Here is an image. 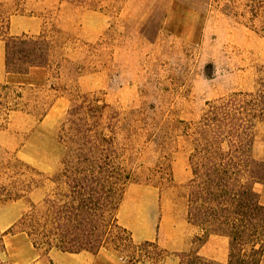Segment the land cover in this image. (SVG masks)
Masks as SVG:
<instances>
[{
  "label": "rangeland",
  "instance_id": "374dc122",
  "mask_svg": "<svg viewBox=\"0 0 264 264\" xmlns=\"http://www.w3.org/2000/svg\"><path fill=\"white\" fill-rule=\"evenodd\" d=\"M240 3L0 0V36L11 17L30 18L39 26L21 24L30 29L22 34L43 37L51 49L48 65L33 69L29 84L0 83L20 94L7 98L12 111L0 109V186L42 180L23 199L0 202V236L55 188L47 180H54L64 154L62 122L71 101L89 95L116 112L120 162L130 180L117 217L134 246L155 242L171 255L167 264L176 262L173 254L191 251L226 264L228 240L205 237L187 223L191 173L181 123L196 122L208 102L256 88L264 40L251 30ZM263 150L264 123H257V162L264 163ZM255 190L264 203V185ZM3 241L0 264L31 261L29 239L17 233ZM135 248L105 250L124 264H144V249Z\"/></svg>",
  "mask_w": 264,
  "mask_h": 264
},
{
  "label": "trees",
  "instance_id": "16d2710c",
  "mask_svg": "<svg viewBox=\"0 0 264 264\" xmlns=\"http://www.w3.org/2000/svg\"><path fill=\"white\" fill-rule=\"evenodd\" d=\"M239 1L251 30L264 40V0ZM0 40L8 76H26L32 68L48 65L51 49L43 37L10 36L7 31ZM6 83L17 84L9 79ZM8 84L0 85V109L12 111L7 98L11 94L12 99L20 98V94ZM112 114L116 112L109 105L89 95L71 101L60 129L64 148L60 168L54 180H47L55 188L40 203H31L18 223L0 236V254L6 256L3 237L19 233L44 254L52 249L97 254L107 246L116 251L136 247L144 249V264H167L171 255L166 250L148 241L134 246L119 225L117 214L130 180L121 166L118 121ZM257 123H264V65L258 70L254 91L208 102L196 122L181 123L191 173L187 223L205 237L228 240L226 264H262L264 259V204L255 190V185H264V163L252 155ZM41 182L22 180L0 186V202L21 200L31 185ZM172 256L177 259L173 264H220L197 251Z\"/></svg>",
  "mask_w": 264,
  "mask_h": 264
},
{
  "label": "crops",
  "instance_id": "0c3cea01",
  "mask_svg": "<svg viewBox=\"0 0 264 264\" xmlns=\"http://www.w3.org/2000/svg\"><path fill=\"white\" fill-rule=\"evenodd\" d=\"M9 1V0H2ZM30 18H25L22 16H13L10 18L9 30L8 34L10 36H18L22 33H27L30 31L29 27L19 28L21 24H30L34 26H39V23L35 22L36 20H28ZM33 69H42V68H32L28 75L26 76H8L5 72L4 65V47L1 46L0 41V83L3 81H7L8 79L12 82H16L17 84L29 83V77L31 71ZM260 160L264 161V150L259 154ZM258 185V184H257ZM256 186V185H255ZM263 198V194L260 193V199ZM264 204V203H263ZM26 239H28L24 234ZM30 249L32 253V259L27 264H124L122 263V259L113 255L105 249L100 250L97 254H92L89 252H80L77 254H70L65 252H60L57 250H50L48 253L43 256L38 254L37 250L30 244ZM15 264H20L19 261L15 262Z\"/></svg>",
  "mask_w": 264,
  "mask_h": 264
}]
</instances>
